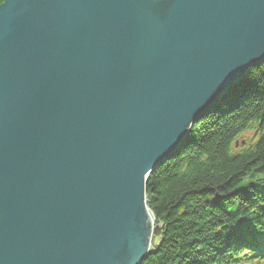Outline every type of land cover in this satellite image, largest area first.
<instances>
[{
	"label": "water",
	"instance_id": "95a60500",
	"mask_svg": "<svg viewBox=\"0 0 264 264\" xmlns=\"http://www.w3.org/2000/svg\"><path fill=\"white\" fill-rule=\"evenodd\" d=\"M264 61V0H4L0 264H139L150 173Z\"/></svg>",
	"mask_w": 264,
	"mask_h": 264
},
{
	"label": "trees",
	"instance_id": "16d2710c",
	"mask_svg": "<svg viewBox=\"0 0 264 264\" xmlns=\"http://www.w3.org/2000/svg\"><path fill=\"white\" fill-rule=\"evenodd\" d=\"M146 196L161 236L141 264H264V62L191 125Z\"/></svg>",
	"mask_w": 264,
	"mask_h": 264
},
{
	"label": "rangeland",
	"instance_id": "374dc122",
	"mask_svg": "<svg viewBox=\"0 0 264 264\" xmlns=\"http://www.w3.org/2000/svg\"><path fill=\"white\" fill-rule=\"evenodd\" d=\"M263 62H264V61H263ZM263 62H262V63H263ZM262 63H261L260 65L255 66V67L261 66ZM255 67H251L250 70L248 71V73L246 74V76H247V75L251 72V70H252L253 68H255ZM246 76H244V78H245ZM244 78H243V79H244ZM243 79H242V80H243ZM242 80H241V81H242ZM241 81H240V82H241ZM240 82H239V83H240ZM239 83H238V84H239ZM238 84H236L235 86H237ZM188 133H189V131H188ZM187 135H188V134H187ZM179 149H180V148H179ZM179 149H177L176 151H178ZM176 151H175V152H176ZM175 152H174V153H175ZM171 156H172V155H171ZM171 156H170V157H171ZM170 157H169V158H170ZM169 158H168V159H169ZM168 159H167V160H168ZM156 168H157V167H156ZM156 168H155V169H156ZM145 186H146V184H145ZM146 204H147V199H146ZM152 224H153L154 227L156 226L155 222H152ZM153 246H154V245H152V248H153ZM149 252H151V248H150ZM149 254H150V253H148V255H149ZM148 255H147V256H148ZM147 256H146V257H147ZM146 257L143 256V258L141 259V261L139 262V264H141V263L145 260Z\"/></svg>",
	"mask_w": 264,
	"mask_h": 264
},
{
	"label": "bare ground",
	"instance_id": "6f19581e",
	"mask_svg": "<svg viewBox=\"0 0 264 264\" xmlns=\"http://www.w3.org/2000/svg\"><path fill=\"white\" fill-rule=\"evenodd\" d=\"M261 63H262V62H261ZM236 84H238V83H236ZM236 84H235V85H236ZM235 85H234L233 87H235ZM233 87H231L230 89H232ZM230 89H229V90H230ZM222 97H223V96H222ZM220 99H221V98H220ZM144 198L147 199L146 193H145ZM146 205H147V204H146ZM147 207H148V206H147ZM148 209H149V208H148ZM149 211H150V210H149ZM150 212H151V211H150ZM152 215H153V214H152ZM153 217H154V216H153ZM156 226H157V225H156ZM160 236H161V234H160L159 236H157L154 246L156 245V242H157V240H158V238H159ZM154 246H153V247H154ZM150 248H152V246H151Z\"/></svg>",
	"mask_w": 264,
	"mask_h": 264
}]
</instances>
